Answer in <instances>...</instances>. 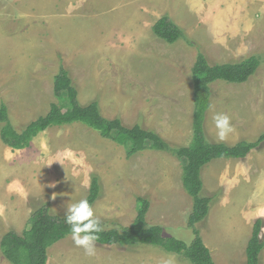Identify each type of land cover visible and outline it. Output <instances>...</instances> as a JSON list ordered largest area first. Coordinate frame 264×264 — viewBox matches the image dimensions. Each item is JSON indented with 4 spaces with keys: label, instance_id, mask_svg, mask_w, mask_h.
I'll list each match as a JSON object with an SVG mask.
<instances>
[{
    "label": "rangeland",
    "instance_id": "rangeland-1",
    "mask_svg": "<svg viewBox=\"0 0 264 264\" xmlns=\"http://www.w3.org/2000/svg\"><path fill=\"white\" fill-rule=\"evenodd\" d=\"M190 1L166 0L170 6L137 15L138 0H0V108L7 106L18 130L46 115L58 103L55 77L65 68L83 105L98 101L106 118L139 124L173 148L187 147L193 140L192 70L199 53L212 65L258 56L261 66L248 82L211 86L210 104L230 116L235 132L219 142L213 111L205 122L209 142L257 141L264 135V0H196L192 8ZM63 11L67 14L59 16ZM142 15L147 31L130 33ZM166 15L186 39L169 44L156 37L153 24ZM186 165V159L151 148L128 157L126 146L81 123L51 128L23 150L7 147L0 136V244L9 231L27 230L42 204L66 214L69 203L87 199L97 176L101 196L94 211L105 229L131 226L137 198L143 197L150 201L148 223L191 245ZM202 178V196L214 198L208 217L197 225L203 240L214 242L208 248L217 264H246L254 223L264 219V141L244 160L212 161ZM233 226L242 231L238 240L227 235ZM96 247L94 257L86 256L68 236L49 249L48 264H191L156 246ZM0 264H11L1 247Z\"/></svg>",
    "mask_w": 264,
    "mask_h": 264
},
{
    "label": "trees",
    "instance_id": "trees-1",
    "mask_svg": "<svg viewBox=\"0 0 264 264\" xmlns=\"http://www.w3.org/2000/svg\"><path fill=\"white\" fill-rule=\"evenodd\" d=\"M153 32L156 37L169 44L186 39L185 31L168 15L156 22ZM260 66L261 59L258 56H252L238 63L212 65L205 54L199 53L192 70L195 96L193 140L187 147L173 148L159 134L144 129L139 124L128 127L119 117L106 118L98 101L83 105L70 72L65 68H61L55 77L54 92L58 103H53L46 115L38 117L18 130L10 120L7 106L5 104L1 106L0 123L4 126L1 128L0 136L9 148L23 150L29 148L35 138L51 128L81 123L97 131L103 138L112 139L117 144L126 146L128 157L151 148L186 159L183 183L193 199V209L188 219V227L193 230L195 237L191 245L174 237L165 236L162 226L150 225L147 220L150 201L143 197L137 198L138 213L131 226L122 230H107L100 222L103 231L98 233L100 238L96 243L102 246L121 247L156 246L168 253L185 257L191 264H216L197 228V225L208 217L214 199L202 196L203 169L217 159H246L252 151L261 146L264 135L255 142L242 141L234 146L209 142L205 133V122L212 97L211 86L216 82L244 84ZM100 196V180L99 177L94 176L87 197L93 208ZM64 218L65 214L53 212L50 203L42 204L32 212L27 230L22 234L15 231L5 234L0 244L4 257L11 264H48L49 249L70 236V226L65 223ZM263 250L264 219L258 218L254 223L247 247L246 264H261Z\"/></svg>",
    "mask_w": 264,
    "mask_h": 264
},
{
    "label": "clouds",
    "instance_id": "clouds-1",
    "mask_svg": "<svg viewBox=\"0 0 264 264\" xmlns=\"http://www.w3.org/2000/svg\"><path fill=\"white\" fill-rule=\"evenodd\" d=\"M208 107L210 111H213L212 121L216 130V139L224 142L235 132L231 118L225 113L215 112L211 104ZM64 219L70 226V238L74 245L83 249L86 256L94 257L97 251L96 241L100 238L98 233H101L103 228L93 206L87 199L69 203ZM166 264H172V262L169 260Z\"/></svg>",
    "mask_w": 264,
    "mask_h": 264
},
{
    "label": "crops",
    "instance_id": "crops-1",
    "mask_svg": "<svg viewBox=\"0 0 264 264\" xmlns=\"http://www.w3.org/2000/svg\"><path fill=\"white\" fill-rule=\"evenodd\" d=\"M165 1L166 0H163L162 1V4L161 5H150V6H148L146 3H141L140 4V2H141V0H138V6H136L135 8H137L138 10H137V12H135L137 15H138V13H140V12H144V11H146V10H144V9H149V8H153V7H164L165 6ZM167 6H170L169 4H166ZM202 5H204L205 6V4H201L200 6H202ZM65 6V5H64ZM68 7H69V5H67ZM188 6L190 7V8H192V7H197V2H196V0H193V1H190V2H188ZM232 6V5H231ZM73 9H74V6L72 7ZM63 9V8H62ZM140 9H143V11H140ZM68 10V13L70 12V10L69 9H67ZM73 11V10H72ZM67 14V12L66 11H63V12H60V13H58V15L59 16H65ZM143 15H144V13H143ZM143 15H142V17L141 18H139L137 21H136V25H133V26H130L129 27V29H128V31L130 32V33H136L137 34V36H140L141 34H143L144 32H146L147 30V28H145V22H146V19H147V17H143ZM153 26H154V24H153ZM153 28V27H152ZM123 33V32H122ZM8 147V146H7ZM252 227V226H251ZM229 229V228H228ZM228 231V230H227ZM227 235L228 236H230V238L232 239V240H238V238H240L241 237V235H242V231L240 230V229H238L237 228V226L235 227V226H233L232 228L230 227V229H229V231H228V233H227ZM204 242H205V240H204ZM207 243H209V244H207ZM205 244H206V246L207 247H214L215 245H214V242L211 240V239H209V241H206L205 242ZM211 251V250H210ZM211 253L213 254V250L211 251ZM213 258H214V255H213ZM214 261H215V263L217 264V262H216V260L214 259Z\"/></svg>",
    "mask_w": 264,
    "mask_h": 264
}]
</instances>
